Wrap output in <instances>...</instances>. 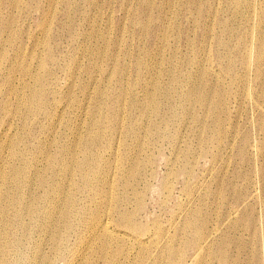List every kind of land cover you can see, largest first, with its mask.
<instances>
[{
	"label": "rangeland",
	"instance_id": "374dc122",
	"mask_svg": "<svg viewBox=\"0 0 264 264\" xmlns=\"http://www.w3.org/2000/svg\"><path fill=\"white\" fill-rule=\"evenodd\" d=\"M132 1L0 0V148L4 147L0 206H5L3 196L16 192L17 184L8 179L11 166L27 174L38 194L43 191L38 189L39 182L36 186L37 177L43 175L47 186L51 185L57 176L64 177L66 166L69 181L51 199L76 210L87 205L90 194L98 199L101 189L90 191L88 186L100 178L105 159L113 161L114 170L121 161V148L111 153L110 145L118 144L123 134L134 135L126 121L122 136L108 132L116 119L111 112L123 109L125 116H136L137 111L130 112L127 105L131 95L149 92L156 97L142 111L151 115L159 109L149 121L166 118L174 125L169 134L180 130L185 146H191L186 167L202 152L209 159L215 156L214 162L203 165L207 171L200 178L203 193L215 192L217 178L228 192L210 198L215 219L232 201L229 196L245 193L242 186L251 182L249 202L255 209L259 236L264 233V157L260 152L264 112L257 120V110L264 108V71L242 81L237 76L245 63L239 65L247 41L251 66L264 68V0ZM154 22L163 23L167 30L158 32ZM89 131L98 132L92 143L86 141ZM254 138L258 140L256 153L250 147ZM14 148L18 156L13 160ZM47 153L58 156L52 169ZM157 162L161 176L155 201H148L147 207L149 214L153 212L150 217L166 226L170 208H164L170 206L169 198L164 203L160 199L178 189L183 174L162 175L164 161L158 158ZM191 188L195 189L193 181L181 200L193 197ZM130 213L134 222L138 214ZM84 214L78 211L72 220L79 225L83 219L89 222ZM242 222L238 232L245 238L247 252L260 249V241L251 238L252 228H247L249 220ZM226 236L238 241L233 232ZM235 251L229 247L226 255ZM240 258L242 264H255L252 257Z\"/></svg>",
	"mask_w": 264,
	"mask_h": 264
},
{
	"label": "bare ground",
	"instance_id": "6f19581e",
	"mask_svg": "<svg viewBox=\"0 0 264 264\" xmlns=\"http://www.w3.org/2000/svg\"><path fill=\"white\" fill-rule=\"evenodd\" d=\"M95 25L94 22V31ZM208 27L209 30L213 29V22L210 20ZM153 28L158 32L167 30V26L161 22H154ZM248 48L247 41L244 43L245 58L239 60V65L245 61L237 76L240 81L264 71L259 64L253 69ZM153 57L159 59L157 56ZM155 97V94L149 92H143L140 97L133 93L127 105L130 112L137 111L136 116L131 113L128 117L125 116L123 109L111 112L116 119L108 132L112 135L120 133L122 136L121 130L126 121L134 135L130 137L123 134V139L120 138L118 144L110 145L111 153L117 154L121 148L119 167L116 163L114 170L113 161L104 160L100 178L94 182L96 184L88 186L90 191L99 187L102 195L98 199L94 194L87 196L86 206L80 205L76 210L75 206H63V202L51 199L61 185L69 181V169L66 166H63L64 177L57 176V181L51 185L47 186L48 180L42 178L43 175L37 177L36 186L39 182L38 189L43 194L35 191L32 180L24 171L17 172L15 166L10 167L8 179L17 184V188L16 192L3 196L5 206H0V264H193L195 260H198L197 264H216V259L220 260L219 264H242V255L248 260L250 257L254 258L255 264H264V233L259 236L256 234L253 215L255 209L249 202L251 182L242 186L245 193L233 192L229 196L232 201L228 200L223 214L218 220L215 219V204L210 198L216 199L218 193L225 196L228 192L222 189L220 178L216 180L215 192L210 194L203 193L204 185L200 182L201 176L207 171L203 165L214 162L215 156H212L214 159H209L208 154L202 152L190 168L186 167L184 163L191 154V146H185L180 130L169 134L168 131L174 125L166 118L151 123L149 117L155 116V112L159 114V109L151 115L148 111H142L145 103L154 101ZM263 112L264 108L259 107L257 120L262 117ZM260 133L263 134L260 152L264 157V127ZM97 136L98 132L89 131L86 141L92 143ZM196 138L199 144L201 137ZM257 143L258 140L254 138L250 144L253 153L257 152ZM3 150L0 148V166ZM17 156L18 152L14 148L11 157L14 160ZM158 158L164 161L165 172L162 175L172 171L183 174V179L178 182V189L169 190L166 197L160 199L164 203L169 198L170 206L164 208H170L166 226H161L158 218H151L153 212L149 214L150 208L147 207L148 201L153 199L154 203L155 189L159 185L161 175L157 167ZM57 160L58 156L46 154L50 169ZM200 160L203 161L201 164ZM181 164L183 168H179ZM191 181L195 185V189H190L194 193L193 197L183 201L181 199L189 191L187 189ZM78 211H84L90 221L83 219L81 225L76 224L72 217ZM133 211L138 214L134 222L130 213ZM244 218L249 220L250 226L247 228H252L254 233H251V238L260 241V249L250 253L242 241L245 238L238 232ZM261 218L264 228V215ZM224 222L227 224L222 228ZM228 231L233 232L238 241H229L226 236ZM117 242L123 243V247ZM77 245H81L79 249L76 248ZM113 246H116L115 249H112ZM229 247L236 250L235 254L226 255Z\"/></svg>",
	"mask_w": 264,
	"mask_h": 264
}]
</instances>
